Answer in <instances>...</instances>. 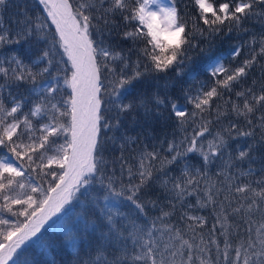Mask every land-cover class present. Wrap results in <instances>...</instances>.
<instances>
[{"label": "snow or ice", "instance_id": "obj_1", "mask_svg": "<svg viewBox=\"0 0 264 264\" xmlns=\"http://www.w3.org/2000/svg\"><path fill=\"white\" fill-rule=\"evenodd\" d=\"M0 264H264V0H0Z\"/></svg>", "mask_w": 264, "mask_h": 264}]
</instances>
